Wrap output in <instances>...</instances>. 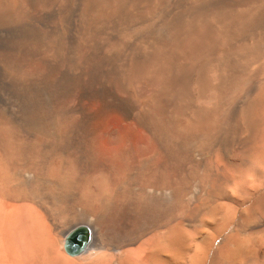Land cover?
<instances>
[{
  "label": "bare ground",
  "instance_id": "bare-ground-1",
  "mask_svg": "<svg viewBox=\"0 0 264 264\" xmlns=\"http://www.w3.org/2000/svg\"><path fill=\"white\" fill-rule=\"evenodd\" d=\"M186 1L0 0L1 110L14 116L7 96L14 92L20 107L23 98L19 89L26 85L41 86L43 103L50 94L56 98L60 92L75 90L81 106L86 107V100L97 101L96 113L86 107L87 118H102L113 112L120 122L132 120L127 125L138 133V149L131 152L135 164L130 165L131 159L130 164L119 167H89L84 179L69 173L68 216L64 213L65 198L53 196L52 190L44 191L38 182L52 177L54 169L42 174L23 165L20 132L11 136L6 126L0 127V264H264V0H255L257 26L248 34L247 165L245 157L233 152L224 153V163L211 158L214 141L209 134L217 115L237 111L239 103L207 108L196 125H190H198L204 133L200 142L203 162L181 166L175 163L178 156L153 132L158 121L151 100L159 98V89L152 88L144 101L133 94V102L122 101L112 90V81L119 79L121 52L102 50L100 41L117 39L118 34L152 21L181 32L179 9L174 7ZM251 10L249 7L248 12ZM257 29L262 31L260 36L255 34ZM194 32L193 47L201 54L215 56L218 43L211 32L196 27ZM68 39L80 45L79 57L69 58L63 51ZM146 52L138 49L136 55L151 63L162 61L156 48ZM27 55L35 60L30 72L25 70ZM159 78L157 75L156 80ZM62 79L64 85L52 94L50 88ZM201 89L207 97V79ZM104 92L115 97L107 100ZM84 93L88 97H83ZM43 112L46 117L45 107ZM65 118L70 134L63 140H79L73 133L82 120L75 121L70 115ZM115 132L108 135L111 142L121 137ZM194 152L188 147L183 156L193 159ZM115 208L120 218H116ZM68 219V231H60L59 224ZM78 229L84 231L86 243L79 254L70 255L65 240Z\"/></svg>",
  "mask_w": 264,
  "mask_h": 264
},
{
  "label": "rangeland",
  "instance_id": "rangeland-1",
  "mask_svg": "<svg viewBox=\"0 0 264 264\" xmlns=\"http://www.w3.org/2000/svg\"><path fill=\"white\" fill-rule=\"evenodd\" d=\"M185 4L184 2L178 3L176 4L177 6L175 5L174 7L179 9L177 11L183 27L181 32L174 30L172 26L169 28L163 27L158 22L152 21L138 25L127 33L118 34L117 37L119 39H114L115 41L113 39L109 42L100 41L102 42V50L106 49L105 51H110L115 49L121 52V57L117 62V66L119 67V79L112 81V90L121 97L120 99L122 101L133 102V94H135L139 100L144 101L146 100V94H149L148 92L152 88L157 87V89H159V98H157V100H151L155 105L154 114L158 121L153 132L158 138H163L168 149L178 156L175 163L181 166L197 165L203 162L200 156V142L203 141L204 133L197 127L198 125L195 126L196 128H192L190 125H196L195 122L198 121L201 114H203L207 108L217 106L219 109H222L224 105L227 106L230 103H239L240 107L237 111H232L226 115H217L215 127L209 134V137L214 141L211 150V158L213 160L220 159L221 163H224V153L228 155L233 152L236 156L245 157V164L247 165L248 115L245 110V105L248 103V96L245 95V91L248 87V82L246 81V76L248 75L247 48L248 34H252L250 29L257 26L254 17V8L257 6L256 1L187 0ZM248 6L252 9L250 12H248ZM195 27L203 29V31L206 29L210 31L213 38L216 39L218 47L221 46L219 49L218 47L216 48L215 56L209 57L208 55L201 54L193 47V41L196 38V33L194 32ZM257 30H255V34L258 35L260 33V36L262 32L261 29ZM219 39L221 42L223 41L222 44ZM110 44H113V47ZM125 45H129L130 47L128 48ZM79 46L80 45H78L75 40L68 39L63 45V51L66 52L67 57L77 58L82 54ZM152 48H156L158 52H161L162 61L151 63L147 58L142 56L138 57L136 55L138 49L144 50L145 52L147 51L146 53H148ZM27 58L28 59L25 60V70L30 72L35 67V60L29 55H27ZM143 72L145 75H143ZM157 75H160L162 79L159 78V81H157ZM204 78L207 79L209 88L207 97L203 96L204 94L201 89L202 82L205 80ZM64 83V79L60 80L53 88H50L52 90L51 93L53 94L57 89H61ZM54 89L56 90L54 91ZM10 91L11 90H9V92ZM19 92L23 98L20 107L14 97V92L11 91L9 93H12L13 95H11L14 98L11 97V95L9 97L7 96L8 100L6 103L10 111L12 113L14 112V116H12V114L10 115L7 111L5 112L4 109H0V113L4 114L6 117V120H4L0 115V127L3 128V126H6V133L11 136L18 135L20 132V138H22L21 150L24 153H22L23 158L21 159L23 165L42 174L54 169L55 173H53L52 177L40 178L38 182L44 191L52 190L53 196H63L65 198L66 212L64 211V213L68 216L70 213L68 200L70 198L71 182L69 173L73 172L75 173L74 175L84 179L88 175V171L86 170H88L89 167L93 168L110 165L119 167L121 165L130 164L129 162H131V159L132 161L135 159L131 152L135 151L138 147V135H136L138 133L135 128H130V126L127 125L132 120H125L122 121V123L119 121L117 114L113 112L106 113L102 116L103 119L101 117L97 119L87 118L88 116L85 114L86 107L96 113L97 101L93 99L86 100L84 101L86 107H83L80 105L75 90L60 92V96L56 98L50 94L49 97H46L45 103H43L42 89L39 84L26 85L19 89ZM104 93L107 100H112L113 97H115L113 96L114 94L111 96L109 92ZM87 95V93L82 94L83 97H88ZM221 96L222 98H220ZM0 102L2 103V98H0ZM43 107H45L47 112L46 117H44L45 113L43 112ZM196 109H198V111ZM66 115L73 116L75 121L82 120L81 125L73 133V137H77L76 139L79 140L71 139L70 142L63 140L64 137L70 134V131L65 127V123L63 122L66 120L65 117H68ZM99 118H101L102 121ZM188 119H190V121ZM97 122L99 124H97ZM108 127L114 130L111 128L108 129ZM194 129H196V131ZM109 131H118L117 133L121 137H118L116 134L119 138L115 139V141L118 140L117 142H111ZM171 132L172 134H170ZM102 136H104V138ZM121 145L122 147H120ZM188 147L195 150L193 159H186L183 156L184 151H186ZM122 155L123 158H121ZM130 155L132 156L131 158ZM134 161L130 165L135 164ZM115 216L116 218H120L121 216L119 211H116V208ZM70 226V220L68 219L59 224V229L60 231L61 229L62 231H68L67 229H69ZM248 263H250L249 260Z\"/></svg>",
  "mask_w": 264,
  "mask_h": 264
},
{
  "label": "water",
  "instance_id": "water-1",
  "mask_svg": "<svg viewBox=\"0 0 264 264\" xmlns=\"http://www.w3.org/2000/svg\"><path fill=\"white\" fill-rule=\"evenodd\" d=\"M86 243L85 233L82 229L71 232L65 240L66 252L70 255L79 254Z\"/></svg>",
  "mask_w": 264,
  "mask_h": 264
}]
</instances>
